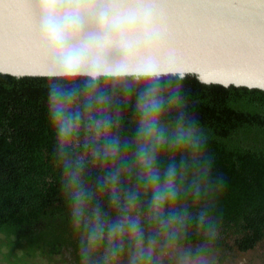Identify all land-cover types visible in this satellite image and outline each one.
Segmentation results:
<instances>
[{"label":"trees","instance_id":"16d2710c","mask_svg":"<svg viewBox=\"0 0 264 264\" xmlns=\"http://www.w3.org/2000/svg\"><path fill=\"white\" fill-rule=\"evenodd\" d=\"M88 79L80 77L75 83ZM50 82L49 75L0 72L1 260L8 264H99L108 240L105 237L95 255L87 253V231L97 223L93 210L99 208L104 224L119 210L110 206L109 190L98 188L97 178L123 169L117 191L123 194L137 188L131 146L137 119L135 96L151 84L158 86L165 100L162 122L172 129L183 116L198 129L203 141L198 152L183 156L165 150L158 165L164 168L183 158L206 174L207 186L201 187L199 200L187 195L180 201L178 207H185L189 215L185 230L176 234L166 235L152 222V213L144 203L147 197L142 196L135 214L142 221L144 239L138 243L123 237L124 250L118 259L152 242L207 253L235 247L247 251L264 245L263 89L206 83L195 74L99 76L96 94L108 97V102L95 105L91 116L110 119L111 127L95 142L102 145L106 136L115 137L121 150L115 160L75 151V159L84 165L86 193L77 230L50 122ZM201 210L208 213L203 228L198 227L196 215ZM126 259L115 264H129Z\"/></svg>","mask_w":264,"mask_h":264},{"label":"clouds","instance_id":"9594fccd","mask_svg":"<svg viewBox=\"0 0 264 264\" xmlns=\"http://www.w3.org/2000/svg\"><path fill=\"white\" fill-rule=\"evenodd\" d=\"M59 5L60 0H41L38 46L53 65L49 73L50 122L64 172L66 198L71 204L72 224L78 230L86 193L82 181L84 165L75 159L74 153L77 149L86 150L95 159L115 160L121 142L108 136L102 145L95 142L111 127L110 119L91 116L95 105L108 102V97L96 94L97 78L101 75L98 53H94L89 44L74 42V22L60 16ZM91 43L99 50L105 47V41L99 38ZM125 71L111 74H124ZM153 71L147 67L138 69L136 74L149 77ZM80 77L90 79L83 84L75 83ZM134 107L137 119L131 146L138 185L127 193L117 191L123 169H114L97 178V187L109 190L110 206L119 210L107 224L100 222L99 208L93 210L97 223L87 231V253L95 255L105 237L108 240L99 264H115L124 250L123 237L128 236L138 243L143 241L142 221L135 214L142 196L147 197L144 203L152 213V222L166 235L176 234L185 230L189 215L185 207H178L180 201L187 195L199 200L201 187L207 186L206 174L198 172L183 158L169 162L164 168L158 165L165 150L179 152L182 156L198 152L203 143L198 129L183 116L172 129L162 122L165 100L160 97L156 84L136 94ZM196 215L198 227H205L207 211L201 210ZM129 264H136L135 257H130Z\"/></svg>","mask_w":264,"mask_h":264},{"label":"water","instance_id":"95a60500","mask_svg":"<svg viewBox=\"0 0 264 264\" xmlns=\"http://www.w3.org/2000/svg\"><path fill=\"white\" fill-rule=\"evenodd\" d=\"M40 5L0 0V72L53 70L38 46ZM59 14L74 22V42L98 53L101 75L151 67V76L264 90V0H60ZM98 38L103 50L91 43Z\"/></svg>","mask_w":264,"mask_h":264},{"label":"rangeland","instance_id":"374dc122","mask_svg":"<svg viewBox=\"0 0 264 264\" xmlns=\"http://www.w3.org/2000/svg\"><path fill=\"white\" fill-rule=\"evenodd\" d=\"M232 251L234 252V250ZM232 251L229 248H221L207 253L203 249L194 251L181 247H173L170 244L152 242L143 244L140 248H137L136 253H129L127 257L123 256L122 260L119 258L117 261H125L127 258L126 260L129 262L130 257H135V261H138L136 264H238L239 262L237 261L233 260V263H229L226 260L228 254H233ZM255 252L252 258H256L258 264H264V245H261ZM250 259L248 258L247 260L250 262ZM50 263L48 261V264ZM0 264L8 263L0 259ZM53 264H63V262L57 261L53 262Z\"/></svg>","mask_w":264,"mask_h":264},{"label":"flooded vegetation","instance_id":"af4514ba","mask_svg":"<svg viewBox=\"0 0 264 264\" xmlns=\"http://www.w3.org/2000/svg\"><path fill=\"white\" fill-rule=\"evenodd\" d=\"M260 246L261 244L257 245L255 249H250L247 251H242L239 248L235 247L234 249H231V251L234 250V252L232 251L233 254L231 255L228 254V256L226 257V260L229 261V263L230 262L233 263V260H234V261L239 262L238 264H258V261L256 260V258H252V257L255 255L254 254L256 253L255 251H257V249H259ZM173 247H177V246L173 245ZM248 258H251L250 262L247 260Z\"/></svg>","mask_w":264,"mask_h":264},{"label":"snow or ice","instance_id":"6c2138e0","mask_svg":"<svg viewBox=\"0 0 264 264\" xmlns=\"http://www.w3.org/2000/svg\"><path fill=\"white\" fill-rule=\"evenodd\" d=\"M101 2H102V0H101Z\"/></svg>","mask_w":264,"mask_h":264}]
</instances>
